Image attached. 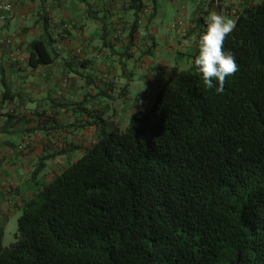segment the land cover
Listing matches in <instances>:
<instances>
[{
    "label": "trees",
    "instance_id": "16d2710c",
    "mask_svg": "<svg viewBox=\"0 0 264 264\" xmlns=\"http://www.w3.org/2000/svg\"><path fill=\"white\" fill-rule=\"evenodd\" d=\"M129 1L133 41L145 5ZM226 8L237 26L224 49L239 70L224 92L194 64L201 12L189 67L152 90L125 130L96 120L95 144L26 201L11 245L0 227V264H264V0ZM53 41L45 26L32 67L53 63ZM45 167L41 158L34 175Z\"/></svg>",
    "mask_w": 264,
    "mask_h": 264
},
{
    "label": "crops",
    "instance_id": "0c3cea01",
    "mask_svg": "<svg viewBox=\"0 0 264 264\" xmlns=\"http://www.w3.org/2000/svg\"><path fill=\"white\" fill-rule=\"evenodd\" d=\"M13 1V17L4 25L0 23V38L12 39L11 45L0 43V227L4 229L15 211L22 209L39 187L75 161V151L82 153L81 148L95 144L96 120L119 115L117 87L127 92L128 85L122 86L121 81L133 77L124 58L134 60L136 66L137 61L143 63L136 58L140 54L151 65V71L156 67L154 76L160 79L162 74L161 79L166 81L182 68L179 62L184 61V66L189 67L190 53L199 34L196 26V38L190 41L194 33L191 21L199 13L207 10L227 16L228 4L245 3V0H197L193 17L187 20L185 30L179 31L181 38H185L179 41V47L186 51L178 52V65H173L163 59L154 58L152 62L148 57L156 51L150 30L151 5L140 12L144 23L135 28L130 41L135 16L129 0ZM144 1L146 5L148 1L152 3ZM119 23L121 32L117 29ZM45 26L52 33L57 56L51 65L32 67L30 45L43 37ZM126 49L128 55L124 57ZM111 55L116 57L120 68ZM97 95L106 96L109 101L96 102ZM98 108L106 113L101 116ZM139 109L136 106L124 111V116L129 118ZM116 117L102 125L120 129ZM81 120L86 122L82 124L83 132ZM41 158L46 159V167L34 175Z\"/></svg>",
    "mask_w": 264,
    "mask_h": 264
},
{
    "label": "rangeland",
    "instance_id": "374dc122",
    "mask_svg": "<svg viewBox=\"0 0 264 264\" xmlns=\"http://www.w3.org/2000/svg\"><path fill=\"white\" fill-rule=\"evenodd\" d=\"M13 1V0H12ZM14 2V1H13ZM146 5V1H144L145 7H148V5L153 6V3H149ZM197 0H157V12H154V16H151L152 24H151V32L154 34V38L156 41V51L148 54V57L152 60L155 58L156 60H166V62H170L173 65H178V52L182 54V52L186 51L185 49L182 50L179 47V41H185V38H181V32L182 30H185L186 22L187 20L191 19L193 17V12L196 8ZM144 7V10H145ZM154 11V10H153ZM207 11V10H206ZM146 12V11H144ZM200 14V13H199ZM204 15V14H203ZM144 17V16H143ZM143 22L144 23V18ZM181 20L183 21V26H177V22ZM193 32L196 29V19L191 21ZM145 33V32H143ZM179 34V36H178ZM196 33L194 32L192 35V40L194 41L196 38ZM150 49H153L152 43L149 42ZM181 50V51H178ZM176 51V53H175ZM110 58H113L115 61V65L120 68V64L115 56H110ZM137 59H142L143 63H140V61H137V65L134 66V60L124 58L125 61L128 62L131 71L133 72L132 79H124L121 81V85L125 86L128 85L127 92L124 93L122 88L118 85L117 92L119 93V101L116 105V109L118 111V116L116 117L115 114L112 115L108 120H111L116 117L118 125L120 126V130H125L127 126L129 125L130 117L126 118L123 113L124 111H129L132 108H135L138 106L141 110H148L151 108V105L155 98L150 99L151 91L156 90L159 88V85L162 86V84L165 82V80L161 79L162 74L160 76V79L154 76L156 72V67L153 68L151 71L149 68L151 65L139 55L136 56ZM180 66L183 68L184 61L179 62ZM152 64V63H151ZM145 68H144V67ZM149 69V70H148ZM71 78L69 77L68 80ZM148 97L150 101L146 102L145 104H140L139 100L141 98ZM118 98H114V100H117ZM106 101L108 97L103 95H97L96 96V102L97 101ZM95 102V99H93V103ZM95 102V103H96ZM101 102L99 103L100 106ZM110 105H113L110 104ZM101 107V106H100ZM126 109V110H125ZM100 113L102 116L106 112L103 111V109H96V111ZM100 110V111H99ZM95 111V112H96ZM92 117H95V113ZM98 113V114H99ZM109 117V116H108ZM91 120V118L89 119ZM104 122L108 121L106 119H103ZM81 124L80 126V132H83L84 126L82 124H85L86 122L81 120L79 122ZM68 128V127H67ZM66 128V129H67ZM65 129V131H66ZM112 127H108V130H112ZM85 133V132H84ZM69 137L71 138V133H69ZM75 160L80 158L82 156V153L79 151H75ZM78 156V157H77ZM14 213L13 217L9 219V222L7 223L5 229H4V239L3 244L5 246L11 245L15 241V233L17 231V220L19 216L22 213V209L18 208Z\"/></svg>",
    "mask_w": 264,
    "mask_h": 264
},
{
    "label": "clouds",
    "instance_id": "9594fccd",
    "mask_svg": "<svg viewBox=\"0 0 264 264\" xmlns=\"http://www.w3.org/2000/svg\"><path fill=\"white\" fill-rule=\"evenodd\" d=\"M205 24L206 31L199 37L194 64L204 86L209 90L215 87V92L222 94L226 78L239 70L235 54L224 49L225 41L236 28L237 21L213 11L205 17Z\"/></svg>",
    "mask_w": 264,
    "mask_h": 264
},
{
    "label": "built area",
    "instance_id": "2783aa9c",
    "mask_svg": "<svg viewBox=\"0 0 264 264\" xmlns=\"http://www.w3.org/2000/svg\"><path fill=\"white\" fill-rule=\"evenodd\" d=\"M237 9H238L237 7H234L232 9L233 14H236ZM14 11H15V4L12 0H0V23L2 25H4L9 19H11L13 17ZM142 22H143V19L140 18L138 20V24L141 25ZM177 23H178L177 26H180V27L183 26V21L179 20ZM117 29L119 32H121L122 31V24L119 23L117 25ZM0 43L11 45L12 39L9 37H1ZM79 50H81V48ZM145 102H146L145 99L139 100L140 104H144Z\"/></svg>",
    "mask_w": 264,
    "mask_h": 264
}]
</instances>
